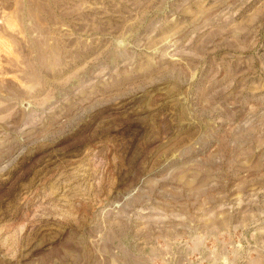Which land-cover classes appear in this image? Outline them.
<instances>
[{
    "label": "rangeland",
    "instance_id": "rangeland-1",
    "mask_svg": "<svg viewBox=\"0 0 264 264\" xmlns=\"http://www.w3.org/2000/svg\"><path fill=\"white\" fill-rule=\"evenodd\" d=\"M0 264H264V0H0Z\"/></svg>",
    "mask_w": 264,
    "mask_h": 264
}]
</instances>
